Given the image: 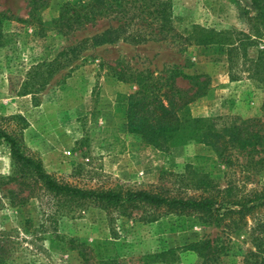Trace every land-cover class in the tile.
I'll return each instance as SVG.
<instances>
[{
  "label": "rangeland",
  "instance_id": "374dc122",
  "mask_svg": "<svg viewBox=\"0 0 264 264\" xmlns=\"http://www.w3.org/2000/svg\"><path fill=\"white\" fill-rule=\"evenodd\" d=\"M44 1L33 11L32 22L30 0H0V122L12 130L21 125L9 119H24V153L38 158L46 173L82 189L196 196L209 182L220 190L229 189L235 200L264 189V166L255 172L227 168L207 145L161 151L141 143L128 133L125 122L126 100L135 85L108 74L107 65H128L155 76L172 68L187 76L204 74L209 77V89L189 106L192 116L229 121L260 117L264 90L239 64L229 67L224 48L171 37L141 45L118 42L84 51L50 75L46 67L36 75V66L51 62L64 49L110 25L101 21L64 38L51 22L67 0ZM169 1L173 26L184 38L195 26L215 32L243 30L241 10L250 8V0ZM255 52L252 48L249 55ZM27 79L40 87L21 95ZM177 85L190 87L182 79ZM0 176H13L5 145H0ZM16 190L14 183L0 188V264H84L78 251L69 249L70 240L86 248L91 264H200L194 253L180 248L203 239H218L227 248L219 264H242L245 254L254 250L250 230L255 221H264V211L247 217L246 225L238 227H216L197 215L151 209L130 217L95 207L56 213L55 201L44 194L24 205H12L10 192ZM169 250L174 252L163 254Z\"/></svg>",
  "mask_w": 264,
  "mask_h": 264
},
{
  "label": "trees",
  "instance_id": "16d2710c",
  "mask_svg": "<svg viewBox=\"0 0 264 264\" xmlns=\"http://www.w3.org/2000/svg\"><path fill=\"white\" fill-rule=\"evenodd\" d=\"M44 4V0H30L29 18L32 22L33 11ZM241 18L245 26L243 30L215 32L195 26L184 38L173 26L169 0H67L61 4L57 18L51 22L62 37L68 38L88 26L94 28L101 21L110 25L64 49L54 60L36 66L34 71L37 75L46 67L50 75L56 67L69 65L80 53L95 47L118 42L141 45L171 37L193 41L200 46L224 48L229 67L239 64L243 73L264 90V0H250V8L241 10ZM36 21L39 22L38 19ZM252 48L256 49L254 56L249 55ZM107 67L112 78L135 85V90L126 100L125 122L128 133L141 143L161 151L189 144L207 145L218 162L227 168L240 167L244 171L255 172L264 166V112L260 117L233 118L230 121L191 115L189 106L204 97L209 89L207 75L187 76L178 68H172L161 76H155L150 71H134L128 65ZM178 79L187 81L190 87L180 88ZM29 80L24 82V88L19 92L21 95L32 94L33 89L40 87V84L34 85ZM9 120H16L21 125L19 129L9 130V126L0 122V145L8 148L13 167L12 177L5 179L0 176V188L15 184L16 192H10L12 205H24L44 194L55 201L56 213L95 207L107 213L117 212L120 216L130 217L141 209H151L154 213L197 215L216 227L245 226L247 217L253 218L264 211V189L235 200L231 198L229 189L220 190L209 182L204 184L205 190L196 196L170 195L168 191L82 189L62 183L45 172L38 158L24 153L21 139L24 119L13 117ZM1 121L5 120L2 118ZM24 193L26 195L21 197ZM226 220L230 223H225ZM250 237L254 250L245 254L242 264H264V221H255ZM68 245L70 250L78 251L84 264H91L83 245L72 240ZM180 249L194 253L200 264H219L227 254V248L218 239L199 240ZM173 252L169 250L163 254ZM99 264L118 263L109 261Z\"/></svg>",
  "mask_w": 264,
  "mask_h": 264
}]
</instances>
